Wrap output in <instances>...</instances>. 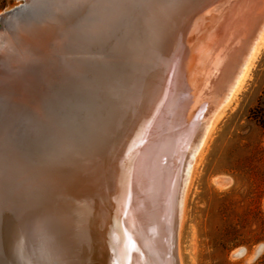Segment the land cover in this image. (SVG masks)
<instances>
[{"label": "bare ground", "instance_id": "obj_1", "mask_svg": "<svg viewBox=\"0 0 264 264\" xmlns=\"http://www.w3.org/2000/svg\"><path fill=\"white\" fill-rule=\"evenodd\" d=\"M201 1L209 6L185 27L187 42L190 33L193 35L188 49L177 45L179 39L173 44L175 29L188 26L184 21L180 28L173 23L175 7L184 3L181 0H109L105 4L101 0H28L19 13L30 7L29 12L16 14V22L23 18L21 26L9 28L0 40V104L4 111L0 115V222L10 215L3 224L10 220L11 238L24 255L16 257L18 261L0 264H177L176 219L195 148H200L213 125L212 116L241 88L264 41V23L260 21L264 0H238L239 8L235 7L237 0ZM80 13L83 19L76 22L84 26L76 32L79 36L74 44H65L67 37L59 32ZM121 19L135 20L131 39L103 52L106 44L96 42L97 34ZM53 36L56 40L50 45ZM249 38H253L252 47L241 62L240 51ZM92 41V48H97L88 57V64L93 65L91 78L89 82L82 79V86L67 94L62 77L66 64L78 62V54ZM173 49V54L180 51L183 56L171 79L176 84L170 85L172 90L158 110L154 96L161 86L159 74H153L155 79L147 84L150 95L143 122L149 129L147 140L143 143L145 135L139 134L141 141L132 150L129 190L117 205L123 237L115 232L113 238L115 242L124 240V245L116 246L122 261H109L98 246L99 253L93 256V240L103 232L111 207L99 196L111 189L108 172L99 176L104 161L91 166L96 171L93 175L81 177L80 171L72 174L66 170L67 176L57 175L35 194L29 186L26 197L21 175L38 167L45 171L54 162L63 167L84 166L90 156L94 165V158L107 155L135 97L145 89V83H137L139 71L163 51L162 57ZM188 53L187 61L184 56ZM214 89L217 100L206 116L203 108L211 101L207 98V102L204 94ZM196 112L202 113L203 119L196 117ZM58 178L66 180L64 188ZM84 180L86 187L99 191L96 207L90 191L85 192L81 184ZM61 189L62 195L58 194Z\"/></svg>", "mask_w": 264, "mask_h": 264}, {"label": "rangeland", "instance_id": "obj_2", "mask_svg": "<svg viewBox=\"0 0 264 264\" xmlns=\"http://www.w3.org/2000/svg\"><path fill=\"white\" fill-rule=\"evenodd\" d=\"M101 1L105 4L109 0ZM239 3L238 0L235 2L236 8L241 6ZM28 4V0H0V40L6 37L9 28L21 26L23 18L16 22L17 15ZM29 10L30 7L21 14L25 16ZM116 12L117 10H114L113 14ZM13 15L16 17H12ZM262 16L264 17V14ZM263 17L260 19L262 23ZM82 19L83 13H80L63 25L59 33H65V44L75 43L79 36L76 32L84 26L83 22L76 21ZM134 19H121L112 23L113 26L103 33L97 34L99 41L96 42L106 44L102 48L103 52L112 51L121 42L131 39L129 33L135 23ZM262 23L258 26V32ZM55 36L58 38V35ZM55 36L50 45L54 44ZM255 36L257 39L259 33ZM250 39L253 40L249 38L242 47L244 50L240 51L241 55L249 49ZM263 42L241 88L229 103L220 106L218 118L217 113L214 116L208 115L209 118L212 116L213 125L200 148L197 151L195 148L176 219L174 253L177 264H264ZM94 44L95 41H92L89 47L82 50L84 52L78 54V62L71 65L70 60L67 62L65 74L62 75L66 82L64 87L67 94H72L75 88L82 86V79L89 82V71L91 73L90 67L93 65L88 64V57L97 48H92ZM45 51L50 52L49 48ZM59 83L60 78L55 85L58 86ZM216 91L214 89L213 93L209 91V94H204V99L211 101L210 104L206 100L208 103L203 108L206 111L203 110V114L206 116L217 100ZM3 112L0 104V115ZM196 113L198 115V112ZM201 114L196 117L203 119ZM17 126L21 130L20 123Z\"/></svg>", "mask_w": 264, "mask_h": 264}, {"label": "water", "instance_id": "obj_3", "mask_svg": "<svg viewBox=\"0 0 264 264\" xmlns=\"http://www.w3.org/2000/svg\"><path fill=\"white\" fill-rule=\"evenodd\" d=\"M181 1H184V3L182 2L181 6L178 5L174 9L175 15L172 16L174 17L173 23H174V26L175 24H177V27L180 28L181 27L180 23L184 21V22H188V26L184 25V28L175 29V33L172 36L174 40L173 44L175 42L177 43L179 39L180 42L177 45L180 47L181 46L186 47V49H188V48H191V41H192L193 35L190 33L189 39L187 42L188 35H186L187 31L185 27H189L190 23H193V21L196 19V16L199 14V12L203 9H206L209 6L208 5L209 3L205 4L204 6L203 5L204 3L201 0H181ZM182 32H184L183 36L180 35V33L182 34ZM176 43H175V46H176ZM173 51L174 49L169 54H168V51H166L165 52L166 55L162 57V55L164 54V51H163L162 55L160 54V56L156 58V61L154 63L151 62V64L148 67L147 66L143 67V69L141 68V70L139 71L138 76H137V79H138L137 83L139 85L142 82L143 84L145 83L144 84L145 89L143 88L141 93H139V95L135 97L136 101L134 102V105H132L129 109V112H128L129 116L127 117L126 121L122 125L121 132L118 134L117 138H115V144L109 150L107 155L105 156L101 155V156H98V158H94L96 159L94 165H91L93 158L91 159V156H90V157H87L88 159H86L84 166H82V164L75 163L74 165H71L70 167H66V166L63 167L62 165H58V163L54 162L50 164V166L45 171H42L38 167L37 169L32 170V172L29 174L21 175L22 176L20 178L21 187L24 188V191L22 188V192H23L22 195L26 197V191H27L26 189L27 187L29 188V186L33 187V191L35 194L40 191V188H42L44 184H47L51 180L53 182L54 179L59 177L57 175L67 176L68 174H65L67 173L66 170L73 171L72 174H74L75 171L77 172L80 171L79 174H81V177H85V176L87 177L89 175H93V173L96 172L94 170L95 169L94 167L99 165L100 162L103 163L104 161L105 166L104 168L101 169L103 171H101V174H99V176L102 174L105 175V173L108 172V175L111 179V184H110L111 189L109 190L108 194L99 193V196L100 197L102 196L104 198V201L107 204L110 203L111 207L108 208L109 218H108V222H106V225L104 226L103 232H101V235L99 234L100 235L99 238L97 236V238L96 239L94 238L93 240V246L95 248V249H91L94 251L92 253V255L94 254L93 256H96L95 253L96 254L99 253L97 250V246H98L99 248L101 247V249L103 248V253L106 254L105 255L106 257L108 256L109 261H122L121 252L120 250L117 249V247H118V244H123L124 240L121 239L118 241L117 239L116 240L117 243H116L115 239L113 238V234L115 232H117L118 236H120L121 238L123 237L122 234L120 235V230L122 229V227L119 224L120 217L116 213V210L118 207L117 205L122 203L125 192L129 190V183L131 182L129 180L130 179L129 177L131 175V167H132L131 162H132V157H133L132 150L134 147H136V145L138 144V141H141L140 137L142 134L145 135L143 143L147 140L146 136H147L149 129H148V125L147 127H145L144 126L145 124H143L146 113H147V111L144 112V110L146 109V106H147L146 102L148 101V97L150 95L149 91L146 90L147 84L148 82H151L153 78L155 79L154 76L157 73L159 74L158 79H160L159 81L161 82V86H159V89L157 90V93L154 96L155 97L154 101H156L155 105L157 107V110L164 104V101L166 102L165 97L169 95V90H172V89H169L170 85L173 88V86H175L176 84V82L172 83L171 79L174 75L173 73L176 71L179 65V62L181 61L183 56H180V53H181L180 51H178L176 54H173ZM248 51L249 49H246L244 51L242 57L239 59L241 62L243 61V58L246 56ZM188 55L189 53L186 54V56H184L186 60H187V57H189ZM172 57H173V60H172ZM239 60H238V63L236 64L237 66L239 65V62H240ZM152 67L153 69L150 71ZM147 70L148 72H146ZM237 71H239V69L234 71L231 78L234 79ZM145 74L146 75L148 74L147 78H145ZM157 82L158 81H155L152 84L155 85ZM152 100H153V96L151 97V101ZM155 112H156V109H155ZM153 116L151 117V119L153 118ZM149 126H150V123H149ZM139 134L141 135L139 136ZM91 166H94V167H91ZM72 176H75V175H72ZM60 179L58 178L59 180L58 183L60 186H62V188H64V184L66 180L60 181ZM81 184H83L84 186L85 185L87 186V180H84L83 183ZM62 191H64V189H61V191L58 194L62 195ZM85 192H89V196H91L94 199V201H92L94 207H96V203L100 204L99 197L97 195L99 191L93 192L92 189H89L88 187H86ZM96 197L98 198L97 201H95ZM8 216L10 215H7L5 217L6 219H3V220H8L7 218ZM3 220L0 222L1 223L0 224V228H1V231H0V261H18V258L16 259V257H19L20 255L23 257L24 254H22V251L20 253L18 246L16 245V243L13 242L11 238L13 227L10 225V220L4 222V224H3ZM102 237L104 238L103 241L99 242V240L102 239ZM125 244H128V241H125ZM12 255L13 256L15 255V257H13ZM31 261H38V260H36V258L35 259L32 258Z\"/></svg>", "mask_w": 264, "mask_h": 264}]
</instances>
